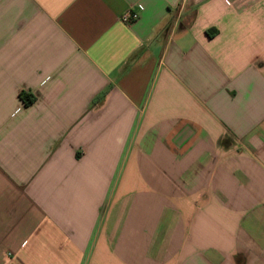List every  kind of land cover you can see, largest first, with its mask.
<instances>
[{
    "label": "crops",
    "instance_id": "obj_1",
    "mask_svg": "<svg viewBox=\"0 0 264 264\" xmlns=\"http://www.w3.org/2000/svg\"><path fill=\"white\" fill-rule=\"evenodd\" d=\"M0 264H264V0H0Z\"/></svg>",
    "mask_w": 264,
    "mask_h": 264
},
{
    "label": "built area",
    "instance_id": "obj_2",
    "mask_svg": "<svg viewBox=\"0 0 264 264\" xmlns=\"http://www.w3.org/2000/svg\"><path fill=\"white\" fill-rule=\"evenodd\" d=\"M140 15L137 12L134 11H128L122 16L123 22L127 24H133L137 20H139Z\"/></svg>",
    "mask_w": 264,
    "mask_h": 264
},
{
    "label": "trees",
    "instance_id": "obj_3",
    "mask_svg": "<svg viewBox=\"0 0 264 264\" xmlns=\"http://www.w3.org/2000/svg\"><path fill=\"white\" fill-rule=\"evenodd\" d=\"M21 99L23 100L26 106L31 105L35 101V98L33 96L24 93L21 95Z\"/></svg>",
    "mask_w": 264,
    "mask_h": 264
}]
</instances>
